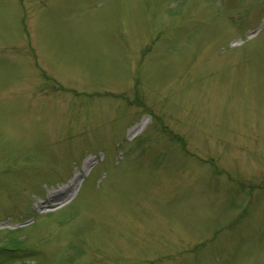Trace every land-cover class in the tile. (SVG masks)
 I'll return each instance as SVG.
<instances>
[{
	"label": "rangeland",
	"instance_id": "1",
	"mask_svg": "<svg viewBox=\"0 0 264 264\" xmlns=\"http://www.w3.org/2000/svg\"><path fill=\"white\" fill-rule=\"evenodd\" d=\"M0 264H264V0H0Z\"/></svg>",
	"mask_w": 264,
	"mask_h": 264
}]
</instances>
